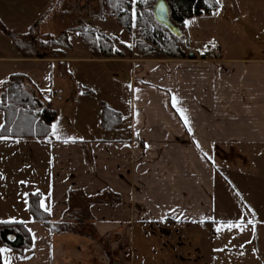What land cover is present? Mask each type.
<instances>
[{
  "label": "crops",
  "instance_id": "0c3cea01",
  "mask_svg": "<svg viewBox=\"0 0 264 264\" xmlns=\"http://www.w3.org/2000/svg\"><path fill=\"white\" fill-rule=\"evenodd\" d=\"M51 1L0 0L13 14L1 34L52 26L69 42L57 59L27 56L31 37L0 55V87L23 76L59 110L46 137H0V222H22L32 239L22 253L0 247L1 263L264 264V0H219L187 19L193 59L175 60L94 56L69 41L70 18L50 25ZM95 17V30L127 45L107 31L113 17ZM104 108L115 112L106 124ZM72 193L84 219L64 220ZM31 194L70 230L34 219Z\"/></svg>",
  "mask_w": 264,
  "mask_h": 264
},
{
  "label": "trees",
  "instance_id": "16d2710c",
  "mask_svg": "<svg viewBox=\"0 0 264 264\" xmlns=\"http://www.w3.org/2000/svg\"><path fill=\"white\" fill-rule=\"evenodd\" d=\"M159 1L165 2L169 10L172 24L181 33L187 19L201 14H210L218 7L216 0H100L101 12L111 16L125 33L134 31L135 43L133 48L119 43L115 38L98 32L87 26L77 29L78 38L90 52L99 58L137 57L154 60L187 59V48L181 34L176 36L159 24L153 15V9ZM49 36V35H48ZM34 42L44 50L51 47L68 48L66 33L57 40ZM17 45H21L19 42ZM27 56L34 57V51ZM25 78L11 75L3 84L0 93V111L4 115V124L0 129V137L9 139L43 138L49 134L50 126L58 117L59 110L43 103L34 94L27 91L23 84ZM44 97V96H43ZM51 98V95H48ZM113 110L103 109L104 124L110 121ZM88 205L83 203V197L72 193L69 209L64 214V220L74 217L83 218ZM29 212L33 218L45 223L52 231L63 232L70 230L67 223L56 226L49 220L47 212L39 207V196L31 194L28 202ZM32 243L30 232L22 222L0 223V247H6L14 252L22 253L30 248ZM0 264L1 259H0Z\"/></svg>",
  "mask_w": 264,
  "mask_h": 264
},
{
  "label": "rangeland",
  "instance_id": "374dc122",
  "mask_svg": "<svg viewBox=\"0 0 264 264\" xmlns=\"http://www.w3.org/2000/svg\"><path fill=\"white\" fill-rule=\"evenodd\" d=\"M50 6V14H51V23H53L52 20H61L64 18L65 23L66 20L69 18L72 20L70 22H67L66 26L71 28L80 29L82 27L90 26L92 27L95 16H100V10H101V4L100 0H53L51 1ZM29 14V13H28ZM64 14V17L62 15ZM102 15V12H101ZM13 17V14L10 13V11H0V17L1 18H7L10 21V17ZM16 16V15H15ZM59 16V18H57ZM26 19L27 15L26 13H18V18ZM56 18V19H53ZM111 19V18H110ZM114 27L112 25V28H110L109 32L112 33L111 36L117 37L120 41L125 42L128 46L133 47L135 43V37H134V31L131 33H125L124 31L120 30L119 27L116 25L115 21L113 20ZM20 24V23H19ZM93 28V27H92ZM107 28V29H108ZM56 31L53 30L52 26H50V39L57 40L59 37V33H54ZM13 33H19L20 30H14ZM54 33V34H53ZM48 35L41 36V37H35V36H10L9 33L1 34L0 33V55H11L13 53L12 50H10L11 45L13 42L16 44V42L20 43L21 45H25V47L30 45V43L26 40L30 39V37L33 39V43L43 41L48 42ZM70 42H74L75 44L80 43V40L78 38V34L76 32H73V34L70 35ZM120 43V42H119ZM14 45V44H13ZM34 52L36 54H42L45 56H48V58L51 59H57L62 54V52H59L58 47H51L50 50H44L41 48V46L37 45ZM143 59V58H142ZM154 60V59H153ZM24 86V85H23ZM25 88V87H24ZM26 89V88H25ZM28 91V90H27ZM1 93V89H0ZM41 101V100H40ZM64 101L62 102H55V105L57 107H62L64 105ZM52 106V104H50ZM53 107V106H52Z\"/></svg>",
  "mask_w": 264,
  "mask_h": 264
},
{
  "label": "water",
  "instance_id": "95a60500",
  "mask_svg": "<svg viewBox=\"0 0 264 264\" xmlns=\"http://www.w3.org/2000/svg\"><path fill=\"white\" fill-rule=\"evenodd\" d=\"M153 15L155 17V20L167 27L172 34L176 35V36H179V31L176 29V27L172 24V22L170 21V18H169V10H168V7L167 5L165 4V2L163 1H159L156 6L154 7L153 9ZM187 57L189 59H193V54H188Z\"/></svg>",
  "mask_w": 264,
  "mask_h": 264
},
{
  "label": "snow or ice",
  "instance_id": "6c2138e0",
  "mask_svg": "<svg viewBox=\"0 0 264 264\" xmlns=\"http://www.w3.org/2000/svg\"><path fill=\"white\" fill-rule=\"evenodd\" d=\"M216 2L219 3V0H216ZM173 103H174V106H175L177 101H175V99H174ZM182 116H183V113H182ZM185 120H186V118H185ZM186 122H187V120H186ZM41 207H45L43 201H41ZM0 223H2V222H0ZM234 226L237 227V228H242V225H228L229 228L234 227ZM0 251H6V250L0 249Z\"/></svg>",
  "mask_w": 264,
  "mask_h": 264
},
{
  "label": "built area",
  "instance_id": "2783aa9c",
  "mask_svg": "<svg viewBox=\"0 0 264 264\" xmlns=\"http://www.w3.org/2000/svg\"><path fill=\"white\" fill-rule=\"evenodd\" d=\"M209 58H211V59H216V58H218V54H217V52H216L215 49H211V50H210V52H209Z\"/></svg>",
  "mask_w": 264,
  "mask_h": 264
}]
</instances>
